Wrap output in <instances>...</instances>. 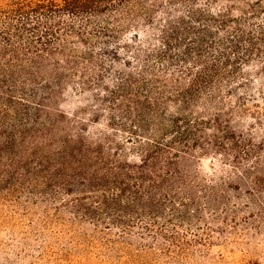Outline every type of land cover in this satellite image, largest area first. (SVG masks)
<instances>
[{
    "label": "trees",
    "instance_id": "1",
    "mask_svg": "<svg viewBox=\"0 0 264 264\" xmlns=\"http://www.w3.org/2000/svg\"><path fill=\"white\" fill-rule=\"evenodd\" d=\"M212 1L0 0V205L115 230L86 242L130 261L144 249L126 235L175 245L163 212L189 198L174 166L223 132L244 68L264 74V0L236 16ZM90 91L109 129L94 137L59 109Z\"/></svg>",
    "mask_w": 264,
    "mask_h": 264
},
{
    "label": "rangeland",
    "instance_id": "2",
    "mask_svg": "<svg viewBox=\"0 0 264 264\" xmlns=\"http://www.w3.org/2000/svg\"><path fill=\"white\" fill-rule=\"evenodd\" d=\"M253 1L213 0L211 6L236 16ZM242 76L248 79L247 88L235 90L224 101L219 118L223 132L205 129L212 146L194 149L189 161L174 166L189 198L183 201L186 196L180 194L175 210L163 212L176 226L175 245L150 235H126L122 241L141 243L145 253L130 261L94 241L86 242L102 233L116 239L115 230L73 220L63 212L64 223L43 226L34 206L25 213L19 209L11 213L0 205V264H264V74L252 66L245 67ZM92 94L69 93L59 101L60 110L78 116L87 130L82 134L88 137L109 130L106 112L95 113L98 104ZM127 160L136 158L129 154ZM157 220L169 226L162 218Z\"/></svg>",
    "mask_w": 264,
    "mask_h": 264
}]
</instances>
